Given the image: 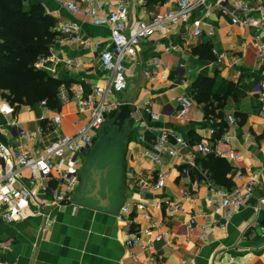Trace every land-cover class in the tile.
<instances>
[{"label":"crops","instance_id":"0c3cea01","mask_svg":"<svg viewBox=\"0 0 264 264\" xmlns=\"http://www.w3.org/2000/svg\"><path fill=\"white\" fill-rule=\"evenodd\" d=\"M138 1L127 0L130 20L147 18L138 8ZM38 2L44 0H30L28 4ZM61 2L46 0L47 13L57 22L78 23L81 34L107 44L108 27L84 21ZM148 9L156 12L176 10L177 0H148ZM200 14V11L194 12L193 18ZM206 21L215 27L213 36L194 38L189 33L190 25L184 24L143 41L137 56L126 60V65L136 70V76L129 79L124 93L114 96L133 101L136 107L144 110L142 120L136 121L129 137L127 178L131 173L155 183L161 172L170 174L161 190L147 195L133 192L128 195V198L149 200V212L168 232L167 237L155 241L156 232L141 235V245L129 249L125 244L126 232L135 233L146 224L141 214L133 213L132 217L137 218L133 222L121 214L67 203L51 211L52 224L44 230L42 217L7 222L0 215V258L3 261L10 264H264V101L252 92L255 83L264 80V62L257 58L251 27L234 25L223 15ZM204 43L211 44L214 60L193 53L195 46ZM50 47L59 57L73 58L79 63L77 67L61 65L49 72L70 89L82 85L88 93L108 82L111 73L102 67L99 49H84L70 43L63 35L56 37ZM156 60L162 63L161 72L167 75L166 80L144 76L143 71L152 67ZM199 76L214 79L216 117H207L204 104L197 103L193 97V83ZM179 96L194 100L185 117L177 116ZM147 107L159 113V118H152L145 110ZM56 113L64 115L62 130L74 133L80 113L73 99L56 110L40 104L23 105L15 110L12 104L4 102L0 108V140L12 148L25 145L31 152L43 151L55 133L50 121L41 118H52ZM229 116L235 117L236 122L229 123ZM210 118L214 119L213 124ZM223 120L226 126L222 125ZM41 126L43 133L39 131ZM212 128L217 132L212 134ZM22 129L32 133V138H21ZM163 129L189 141V146H177V151L184 156L182 165L168 153L162 154V162L148 154L154 152V138ZM225 132L232 137L230 144L223 139ZM143 133L146 140L140 141ZM202 140L215 150L229 152L227 157L216 156L227 160L232 167L228 174L233 183L231 187L216 183L204 168L202 160L208 154L194 148V144ZM184 167H190L188 174L182 173ZM252 179L256 181L253 199L244 208L228 207L217 212L214 204L207 200L214 194V186L241 188ZM186 191L190 192V198ZM193 215H197L199 224L210 228L205 237H202L201 227L194 233L189 231L188 220ZM149 244L152 245L150 252L144 249ZM131 252L139 254L136 263Z\"/></svg>","mask_w":264,"mask_h":264},{"label":"built area","instance_id":"2783aa9c","mask_svg":"<svg viewBox=\"0 0 264 264\" xmlns=\"http://www.w3.org/2000/svg\"><path fill=\"white\" fill-rule=\"evenodd\" d=\"M61 3L68 11L79 15L84 21L110 29L109 40L106 45H103L101 39H93L81 34L79 24L74 21H59L53 27L58 37L63 35L70 43L78 44L84 49H99L101 65L111 74L104 87H94L88 93L84 91L82 85H78V88L73 90L65 84L60 85L58 90L60 107L72 99L78 105L80 117L75 122L77 129L74 133L67 134L62 130L64 115L56 113L52 118L48 116L41 118L42 121H50V128L55 133L54 139L43 151L31 152L25 145L12 148L0 140V215L7 222L42 217L44 219L42 230L51 226L53 209L71 203L70 198L79 186L81 169L95 142L98 130L106 119L112 117L121 104V100L114 96L124 93L129 86V79L137 74L135 69L126 65V60L137 56L143 41H147L158 33H168L174 27L184 24L190 25L189 33L194 38L213 36L215 27L206 20L223 15L228 16L234 25L251 27L257 58L264 62V0H218L216 3L212 0H177L176 10L165 9L163 12L149 10L148 0H139L138 8L147 18L136 20H130L127 0H62ZM197 11H200V16L193 18V13ZM221 59L218 60L222 61ZM61 65L72 68L79 66V63L73 58L59 57L51 47L50 53L40 57L36 62L37 68L48 72H54L55 68ZM161 68L162 63L156 60L152 67L143 71V74L150 79L166 80L167 75L161 72ZM183 82L187 81L183 80ZM252 92L264 101V80L256 82ZM178 101L177 116L185 117L194 105V100L188 96H179ZM4 102L11 104L7 99L0 97V108ZM40 105L47 107V102L44 100ZM145 110L150 112L154 119L160 116L148 107ZM143 111L142 108L137 107L134 113L137 122L142 120ZM228 120L229 123L236 122L233 116H229ZM209 122L213 124L214 119L210 118ZM39 131L43 133L44 127L41 126ZM211 132L214 134L217 131L212 128ZM32 136V133L24 129L20 131L21 138L31 139ZM139 139L145 141V134H140ZM223 139L227 144L232 142L228 132L223 134ZM153 144L154 152H148V154L154 160L162 162V154L168 153L171 158L179 159L182 165L184 156L177 151V146H189V141L173 134L170 130L163 129L159 135L155 136ZM194 148L206 155L214 154L224 157L229 155V152L215 150L204 140L197 141ZM237 156L235 154V157ZM187 164L193 166L194 162ZM189 172L190 167L182 169L183 174ZM168 178H170L169 173L161 172L158 180L151 183L144 177L130 173V177L127 178V187L130 185L132 187L131 189L128 187L129 195L132 192L147 195L161 190ZM255 186L254 179L241 188L227 189L214 186V194L207 200L214 204L217 212L228 207L241 209L250 205ZM185 194L191 197L189 191ZM168 203L170 206L173 205L171 202ZM149 205L148 199L132 196L121 209L120 214L128 217L129 221L135 219L137 221V218L132 215L139 213L146 223L135 233L126 232L125 244L129 249L141 245V235L156 232L155 241H161L168 235V232L160 227L161 224L151 216ZM255 211L258 212L259 209L255 208ZM198 227H201L202 237H205L210 228L199 224L197 215L191 216L188 220L189 231L194 233ZM144 249L150 252L152 245L149 244ZM130 255L133 262L136 263L139 260V254L131 252ZM0 264L10 263L0 258Z\"/></svg>","mask_w":264,"mask_h":264},{"label":"trees","instance_id":"16d2710c","mask_svg":"<svg viewBox=\"0 0 264 264\" xmlns=\"http://www.w3.org/2000/svg\"><path fill=\"white\" fill-rule=\"evenodd\" d=\"M29 1L0 0V97L7 99L15 110L23 105L37 106L44 100L49 109L56 110L61 104L58 90L62 83L48 71L37 68L36 62L50 53V46L58 37L53 31L57 21L42 2L28 4ZM193 53L215 59L210 43L195 46ZM213 86L214 79L208 76H199L193 83V97L204 104L207 117H216L218 108L213 101ZM202 163L216 183L232 186L228 177L232 167L227 160L208 154Z\"/></svg>","mask_w":264,"mask_h":264},{"label":"water","instance_id":"95a60500","mask_svg":"<svg viewBox=\"0 0 264 264\" xmlns=\"http://www.w3.org/2000/svg\"><path fill=\"white\" fill-rule=\"evenodd\" d=\"M136 110L133 101L121 100L112 117L102 123L81 169L79 186L70 198L72 204L120 215L129 195L127 156Z\"/></svg>","mask_w":264,"mask_h":264},{"label":"rangeland","instance_id":"374dc122","mask_svg":"<svg viewBox=\"0 0 264 264\" xmlns=\"http://www.w3.org/2000/svg\"><path fill=\"white\" fill-rule=\"evenodd\" d=\"M13 107H14V106H13ZM113 114H114V113H113ZM113 114H112V115H113Z\"/></svg>","mask_w":264,"mask_h":264}]
</instances>
